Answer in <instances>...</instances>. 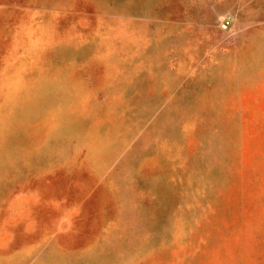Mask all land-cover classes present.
<instances>
[{"label": "rangeland", "instance_id": "obj_1", "mask_svg": "<svg viewBox=\"0 0 264 264\" xmlns=\"http://www.w3.org/2000/svg\"><path fill=\"white\" fill-rule=\"evenodd\" d=\"M0 264H264V0H0Z\"/></svg>", "mask_w": 264, "mask_h": 264}]
</instances>
